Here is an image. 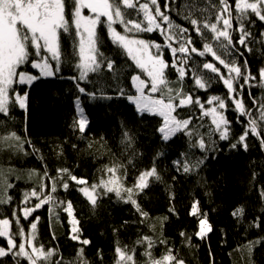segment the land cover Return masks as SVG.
Wrapping results in <instances>:
<instances>
[{
	"label": "trees",
	"instance_id": "trees-1",
	"mask_svg": "<svg viewBox=\"0 0 264 264\" xmlns=\"http://www.w3.org/2000/svg\"><path fill=\"white\" fill-rule=\"evenodd\" d=\"M145 2L148 0H138L137 8L139 3ZM65 3L68 31L60 30L59 33V71L55 76L35 80L30 87L15 84L11 96L14 92L23 94L27 91V108H20L13 100L8 114H0V198L11 197L10 202L0 203V219H9L10 235L17 246L22 242L20 227H23L26 241L31 234V223L39 217L34 243L37 247L43 244L45 252L54 249L55 254L48 260H38L37 264H57V261L60 264H83L78 257L81 248L87 264H117V247L133 256L135 264H152L167 255L169 250L184 264H264V197L261 196L264 191V146L261 145V139H264V120L261 119L264 83L259 75V70L264 68V21H260L251 10L246 17L237 19L240 13L236 9V0H227L232 11V27L229 29L232 44L225 48L212 39L209 29L203 27L204 21L216 22L222 8L220 0H167V8L166 0H158L160 10L169 16L173 25L172 29L163 25L169 34L176 36L175 41H167L173 47L179 46L180 29H188L183 38L186 40L190 36L198 50L203 51V45L210 44L216 55L229 64L235 61L244 74L246 60L248 70L256 78L250 81L251 87L245 85L243 92L236 97L242 96L245 110L251 112L250 116H242L228 99L221 80L203 69V63L212 62L227 75V69L210 53L205 56L193 53L185 65L188 72L183 80L172 67L167 68V87L173 90V95L177 90H182L183 94L191 93L193 100L200 98L205 109L213 106L207 102L210 97L219 96L227 104L224 115L231 123L229 139L221 140L219 133L213 131L211 117L203 116L199 105L193 103L174 113L180 119L191 116L188 127L193 134L177 132L164 141L158 132L163 118L147 112L139 114L136 106L127 99L136 94L131 77L140 75L146 79V73L136 66L124 48L113 42L106 19L102 17L97 28L98 48L103 54L101 67L89 73L87 79H79V38L71 15L72 1ZM150 9L155 14V6L150 4ZM121 12L125 20L142 19L136 9L121 6ZM192 19L198 21L201 34L195 32ZM241 23L251 33L246 38L247 48L251 51L238 43L240 33L236 29ZM116 25L124 31L120 24ZM217 27L222 29V22ZM128 34L161 45L166 43L158 30ZM29 52H33L31 47ZM163 53L164 60L171 65L172 57L167 47L163 48ZM180 55L177 53L178 57ZM33 59L34 56L30 55L21 69L39 77L38 70L32 67ZM107 61L113 62L110 71L105 66ZM51 62L56 68V63ZM193 73L206 82V89L195 85ZM241 84H244L243 75L234 81L238 93ZM78 86L84 87L88 93H95V98L80 93ZM154 95L160 97L161 93ZM77 97L90 121L84 133L73 126L77 118L74 103ZM252 119L257 121L260 135L253 136L249 131L245 150L238 139ZM11 133H15L19 141L3 139ZM201 136L206 145L204 149L197 143ZM232 144L236 147L233 148ZM176 161H180V165ZM185 162L190 166L189 172L183 170ZM152 167H155L159 179L150 177L147 187L142 191L134 190L133 199L140 211L136 205L126 202V193L122 192L124 199H121L115 192H106L102 187L96 189V204L92 205L79 191L81 185L71 181L68 174L84 178L88 185H100L102 180L113 177L107 169L114 168L115 178L122 187L131 188L139 174ZM60 169H67L68 173L61 175ZM51 179L56 183V191L51 193L53 201L35 209L25 220L22 209L33 208L39 201L33 197L23 204V193L33 188L39 192L43 181L48 185L44 193L47 195ZM64 182L69 185L67 190L62 187ZM6 184L12 187L5 191ZM68 201H71L75 219L79 222L80 241L89 240L87 245L71 239L70 216L64 211ZM195 201H199L200 213L207 215L211 225V231L203 238L196 235L200 217L190 215ZM238 208L244 211L234 216L233 212ZM144 237L150 238L151 248L146 241L138 243ZM0 246L8 247L3 237H0ZM15 251L18 247L13 249ZM0 264L29 262L10 252L0 257Z\"/></svg>",
	"mask_w": 264,
	"mask_h": 264
},
{
	"label": "snow or ice",
	"instance_id": "snow-or-ice-1",
	"mask_svg": "<svg viewBox=\"0 0 264 264\" xmlns=\"http://www.w3.org/2000/svg\"><path fill=\"white\" fill-rule=\"evenodd\" d=\"M137 3L133 0H72V18L76 29V35L78 39V56L79 63L77 67L80 69V80H85L89 73L96 72L101 67V61L103 60V54L98 48L97 26L101 23V17H106V25L113 42L124 48L127 54L135 62L136 66L146 73V79H141L140 75H133L131 77L134 87L137 90L138 95L128 96L127 99L131 101L137 109V112L141 115L144 113L156 114L163 117V123L158 128V132L161 134V139L168 141L177 132H186L188 135H192V130L189 129V124L192 122L191 116L187 119H180L178 115L174 113L177 109L190 107L193 103L199 105L201 114L203 116H210L212 124L214 125L213 131L219 133L221 140L229 139V125L227 117L224 112L227 111V104L224 99L219 96H212L207 101L213 105L210 108L205 109L204 104L201 103L200 98L196 97L193 100L191 93L183 94L182 90H177L173 95V90L168 88V81L165 77V70L172 67L180 80H183L187 75L188 70L185 65L191 59L193 53L199 56H205L211 54L215 61L221 66L227 69V75L220 71V68L212 62L203 63L202 67L205 70L210 71L221 80L228 92V99L232 101L235 109L242 116H250L251 112L246 111L243 105L242 96L237 99V96L243 92L245 85L251 87L250 81H255V77L251 75L247 68V61H244L245 73L241 72V67L233 61L231 64L226 63L224 59L216 55L210 44L205 43L203 45L204 50H198L192 43L189 36L186 40L183 38V33H186L188 29H180L181 39L178 47H173L172 43L167 41H175L176 36L169 34L163 27L167 24L168 29H172L173 25L170 22L169 16L165 15L160 10L158 0H148L145 3ZM150 4L155 6V14L150 9ZM222 8L216 16V22L209 24L207 21L203 22V27L210 30L212 33V39L217 41L221 47H227L232 44L231 35L229 29L232 27V11L227 3V0H220ZM121 6L126 9H136L137 14L142 15V19L137 21L136 19H124V15L121 12ZM167 8V0H166ZM84 9H88L92 15L85 16L83 14ZM236 9L240 13L237 19H242L247 16L248 10L260 21H264V0H236ZM225 15L227 18H224ZM159 17V20H158ZM119 22L124 26V33L116 31L113 25ZM222 29H218L217 25L221 24ZM191 24L197 34H201V27L196 19L191 20ZM60 30L64 32L68 31V21L65 17V0H0V114L7 115L9 104L14 102L18 104L20 108H27L28 92L23 94L20 92H14L10 97V90L13 89V85H26L28 87L41 77H52L59 71V63L61 60V50L59 33ZM159 31L162 36L165 37V45L158 44L154 41L149 42L137 38H129L127 33L130 32H153ZM240 33L238 43L244 45L247 48L246 38L251 35L244 28L243 23L236 29ZM29 47L33 49V52H29ZM167 47L172 57V63L169 65L163 58V48ZM152 49L155 50L153 54ZM177 53L181 55L178 57ZM33 55L34 59L31 61L32 67L39 69L40 76L29 75L24 72H17L20 65L28 62L29 56ZM100 57V60L97 58ZM56 63V68L53 70L52 63ZM106 68L110 71L113 67L112 61H107ZM243 75L244 84L239 85L240 92L238 93L234 87V81H238ZM261 81L264 82V69L259 70ZM194 83L201 89H206L207 84L201 77L193 73ZM73 79H76L73 77ZM150 85V87H149ZM145 88H148V93L145 94ZM165 89L167 91H165ZM78 91L84 93L90 97L95 98V93L86 92L84 87L78 86ZM161 93L157 98L154 94ZM123 90H120V95H123ZM75 106L77 111V118L73 122V126L81 133L87 130L90 123L84 108L81 106L80 98L75 100ZM253 105L256 101H252ZM264 108V105H261ZM261 119L264 120V114ZM239 122V121H237ZM249 131L253 136L259 137L260 133L257 130V121L255 119L249 120L247 126L244 129L243 134L239 137L238 143H240L244 149H247L245 143L246 137L249 135ZM5 141L11 139L19 141V137L15 133H11L10 136L3 138ZM198 147L204 149L206 147L204 137L201 136L198 140ZM261 145L264 146V139H261ZM233 148L236 144L231 145ZM180 165V161L175 162ZM184 172H189L190 166L185 162L183 164ZM109 173L113 174V177L108 181H101L100 185L93 184L91 188L86 187L87 180L84 178H77L74 175L68 173L67 169H60L58 172L63 175L68 173L71 181L78 185H85L80 187L79 191L89 200L92 205L96 204L97 194L96 189L102 187L106 192H115L117 197L124 199L123 193L127 194L126 202H131L136 205V201L133 199L134 190L142 191L148 186V179L155 177L159 179L156 173L155 167L150 170L141 172L136 178V183L131 188H123L118 179L115 178L116 169H107ZM48 176L47 172L44 174ZM12 185L6 184V188H10ZM64 190H67L69 185L67 182L62 184ZM48 185L43 181L40 183V191L38 192L33 188L30 192L23 193L24 199L21 201L23 204H27L31 198H36L39 203L33 208L25 207L22 209L23 217L25 220L31 215L35 209L40 208L46 203L53 201L51 193L56 191V183L54 179H51V189L47 195H44L45 189ZM43 196V199L41 197ZM261 196L264 197V191H261ZM11 197L0 198V203L10 202ZM63 203V202H61ZM137 211H140L139 206L136 205ZM64 211L72 216V228L71 239L80 241L79 229L76 225L79 223L75 220L74 211L71 201H68L64 207ZM243 208H238L233 212V215H241ZM141 215L147 216V213L141 212ZM190 215L199 216L198 232L197 236L203 238L208 231H211V225L207 222V215L201 214L199 210V201H195L191 206ZM15 217V213H13ZM39 217L36 221L31 223V236L27 239L28 250L25 246V235L23 227H20L19 235L22 242L17 246L15 240L11 237L9 231L10 221L9 219H0V237L7 238V249L0 247V257L8 255L10 252L17 257L25 258L29 264H37L38 260H48L55 254L54 249L44 251V246L41 244L39 247L34 243L35 230ZM16 223L19 224V218L16 217ZM257 226H259L257 224ZM183 236L184 233H181ZM147 242L148 248L152 247V242L149 237H144L143 241ZM82 244L87 245L89 240L85 239L80 241ZM18 247V251L13 252V249ZM116 252L118 254L117 264H135L133 256L128 255L126 250H122L117 247ZM150 255V253H146ZM78 257L82 260L83 264H87V261L83 259V248L78 250ZM184 264L183 260H177L175 256L171 254L169 250L168 254L163 256L160 260L152 261V264ZM60 264V261H57Z\"/></svg>",
	"mask_w": 264,
	"mask_h": 264
},
{
	"label": "rangeland",
	"instance_id": "rangeland-1",
	"mask_svg": "<svg viewBox=\"0 0 264 264\" xmlns=\"http://www.w3.org/2000/svg\"><path fill=\"white\" fill-rule=\"evenodd\" d=\"M133 2L135 3V0H133ZM249 2H251V1H249ZM65 9H67V7H66V3H65ZM83 14L85 15V16H88V15H92L90 12H87L86 11V9H84V11H83ZM65 17H66V14H65ZM66 19H67V17H66ZM68 21V20H67ZM116 24H120L119 22H117V23H115L114 25H113V27L115 28V30L116 31H118V32H120L121 34H125L124 33V31H121L120 29H119V27H117V25ZM122 27H124L122 24H120ZM97 28H98V26H97ZM124 29V28H123ZM97 31V30H96ZM127 35L129 36V38H137V39H142V40H145V41H148V40H146V39H143V38H141V37H138V36H132V35H129L128 33H127ZM152 51H153V54H155V50L154 49H152ZM50 63H52L51 61H50ZM26 63H24V64H22V65H20L19 66V68L17 69V72L19 73V72H24V73H27V74H29V75H34L32 72H25V71H23L22 69H21V67L23 66V65H25ZM52 66H53V70H55V68H54V65L52 64ZM55 67H56V65H55ZM34 68V67H33ZM35 69H37V68H35ZM264 69V68H263ZM38 70V72L40 73V71H39V69H37ZM141 79H143V78H141ZM264 83V82H263ZM15 85V84H14ZM13 85V86H14ZM149 87H150V85H149ZM136 89V88H135ZM145 94H147L148 93V88H145ZM9 95H10V97H11V90H10V93H9ZM135 95H138V93H137V90H136V94ZM135 95H132V96H135ZM157 98H159V97H157ZM131 102V101H130ZM9 109V108H8ZM86 114V113H85ZM163 118V117H162ZM149 180V179H148ZM81 187H85V185H81ZM86 187H88V188H91V185H86ZM70 216V215H69ZM75 217V216H74ZM76 220V219H75ZM72 221V216H70V222ZM208 222V221H207ZM209 224V223H208ZM71 225H72V223H71ZM73 226V225H72ZM76 227L78 228V226L76 225ZM9 231H10V225H9ZM210 231H208L207 233H209ZM206 233V234H207ZM30 236H31V234H30ZM29 236V237H30ZM3 238H5V237H3ZM6 240H7V238H5ZM25 242V246H26V248H28V250L29 251H31V249L28 247V244H27V240L26 241H24ZM1 247V246H0Z\"/></svg>",
	"mask_w": 264,
	"mask_h": 264
},
{
	"label": "water",
	"instance_id": "water-1",
	"mask_svg": "<svg viewBox=\"0 0 264 264\" xmlns=\"http://www.w3.org/2000/svg\"><path fill=\"white\" fill-rule=\"evenodd\" d=\"M104 19H106V17H103Z\"/></svg>",
	"mask_w": 264,
	"mask_h": 264
},
{
	"label": "flooded vegetation",
	"instance_id": "flooded-vegetation-1",
	"mask_svg": "<svg viewBox=\"0 0 264 264\" xmlns=\"http://www.w3.org/2000/svg\"><path fill=\"white\" fill-rule=\"evenodd\" d=\"M67 0H65V2H66ZM72 1V0H71Z\"/></svg>",
	"mask_w": 264,
	"mask_h": 264
}]
</instances>
